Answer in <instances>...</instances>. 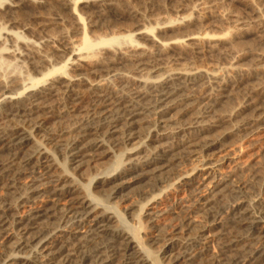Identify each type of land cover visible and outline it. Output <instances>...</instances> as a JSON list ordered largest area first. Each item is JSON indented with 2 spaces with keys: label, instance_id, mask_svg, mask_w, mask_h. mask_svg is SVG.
<instances>
[{
  "label": "bare ground",
  "instance_id": "obj_1",
  "mask_svg": "<svg viewBox=\"0 0 264 264\" xmlns=\"http://www.w3.org/2000/svg\"><path fill=\"white\" fill-rule=\"evenodd\" d=\"M70 1L45 0L50 9L56 4L66 7ZM72 1L75 11L78 3H87ZM22 6L15 0H0V65L7 63L1 57L4 54L24 63L30 76L21 80L0 69V79H6L0 81V264H42V259H48V264H264V166L250 171L244 180L239 172L216 179L206 196L193 190L191 202L170 225H158L155 219L147 225L142 219L148 215V203H157L155 199L161 200L162 193L176 183L190 185L193 179L187 181L182 174L195 173L198 178L202 173L204 177L211 165L208 153L222 145L226 136L235 133L243 140L263 129L264 53L249 51L233 58L254 56L253 65L245 71L229 64L222 68V76L197 71L199 68L183 73L171 66L187 53L184 49L202 48L210 60H217L215 43L232 31L221 35L196 32L162 40V32L184 25L183 16L157 23L155 28H142L135 22L134 28L139 29L126 35L114 30L93 36L91 29L102 26L103 19L97 15L84 23L82 10L79 38L73 26L59 37L45 34L47 26H62L60 17L37 28L8 31L15 24L11 13L22 15ZM253 23L263 34L264 20ZM26 31L39 38L21 42V52L12 49L15 44L7 47L10 38L19 41L18 33ZM133 35L153 44L148 46ZM116 37L125 41L113 45ZM93 46L102 47L96 53H85ZM124 63L130 68L129 75L116 72V66ZM165 63L170 66L163 67ZM145 70L147 79L159 80L137 78ZM160 70L163 72L150 76ZM27 81L30 86L25 85ZM230 92L242 94L240 108L230 115L216 114V106ZM174 110L180 117L188 116L187 121L174 123ZM236 118L239 120L234 121ZM224 123L231 124L230 129L212 134ZM38 134V146L27 148L30 138ZM118 147L122 151L114 155L112 165L96 167L108 155L107 150ZM196 155L201 159L199 165L189 170L181 166L177 176L169 174L173 168L193 162ZM85 167L91 171L87 184L73 172ZM141 183L145 186L130 196L135 204L133 214L118 203L114 212H107L104 204L112 197L130 201L124 191ZM251 197L258 200L257 215L245 208ZM223 199L229 204H223ZM161 213L151 215L159 219L167 212ZM131 214V235L119 226H109L113 215L121 221ZM219 226L224 233L218 240L217 255L200 258L198 250ZM30 251L32 259L7 258L11 253Z\"/></svg>",
  "mask_w": 264,
  "mask_h": 264
},
{
  "label": "rangeland",
  "instance_id": "obj_2",
  "mask_svg": "<svg viewBox=\"0 0 264 264\" xmlns=\"http://www.w3.org/2000/svg\"><path fill=\"white\" fill-rule=\"evenodd\" d=\"M15 1L18 2L19 4L20 3L23 4L22 10L25 12V13L23 12L22 15L19 14V16L16 13H11L10 15L11 18H13L12 20L15 21V24L11 25L7 30L15 33L20 32V30H22L25 26L28 27L30 26L31 28L33 27L37 28L43 23L48 24L52 19L60 17L62 18V26L60 25L47 26L48 32L47 33L45 32V34L49 35L50 37H59L61 33L66 32L67 30L68 31L71 30V27L73 26L72 28L78 29V33L75 36L76 38H79V33H81L80 30L82 29V24H79L80 13H82L80 16L84 19V23L87 22L88 19L94 21L93 17L97 15H101L103 20H101L99 24H103V25L102 26L99 25L91 29V32H93L92 33L93 36H104L105 33L107 32L112 33L114 30L118 31L120 34L126 35L127 31L135 29L134 28L135 22H138L142 26V28L145 27L155 28L156 27L155 25L157 23L176 21L184 17L189 22L184 20L183 22L184 25L182 27L172 30H166L162 32L160 34L161 35L160 38L162 40L167 41L171 39H179V38L181 39L187 35L195 34L196 32L200 34L211 33L210 35H212L216 33L215 35H221L226 30L232 31L231 33L232 35L230 34L226 37H222V40L220 42L215 43L217 46L215 47V49L219 50L217 57H220L217 60L215 59L216 61L215 60L213 61V59L210 60L208 58V53H204V49L202 48L195 49L193 47V49H191L192 47H190L189 49L187 48L188 49L187 51L186 49H184L185 51L182 52H187V53H183V55L181 56L183 58H180L176 65L171 66L172 68H176L177 70H180V72L183 73L184 71L186 73L190 71L196 72L192 68H199L196 70L197 71L201 70L200 72L213 71L214 73L216 74L218 73L219 75L221 74L220 76H222L223 74L222 68L229 67V64H234L239 70L242 69L245 71V70H249L253 65L254 56L253 57L249 56L241 60H236L233 58L238 56L240 53L249 52V51L255 52L258 50V52L261 51L264 53V40H263L264 33L262 34L259 30H257L254 27V23H253L254 21L255 22L258 21V19L264 20V0H94V1L85 0L87 3L84 4L78 3L76 5L78 11L74 10V1L72 0L70 1V3H68L66 7H61L60 4H56V8H51V9L50 6L47 5L45 0H20V1L15 0ZM14 11L15 10H12V12ZM79 11L81 12L79 13ZM93 12L96 14H94ZM92 13L94 15H91ZM133 17H135V20L133 19ZM137 29L139 28H136L135 30ZM18 34L19 36L22 37V39L19 40L20 42L19 41L15 42V39L10 38L9 39L10 42H7L6 45L7 47H9V45H12L13 47V45L15 44L12 49H16L19 52L23 51V49H21V42L22 43L28 41L33 42L37 40V38H39L37 33L34 32L32 33L31 31L24 32V35L20 33ZM133 36H135V38L137 37V39L139 38L138 35H133ZM3 37L4 36L2 34L1 38ZM13 37L16 38L15 36ZM110 38L111 36L107 37L106 39H110ZM118 39L115 40V42L111 41V43H113V45L114 44L116 45L118 41L119 42H121V40L122 42L125 41L121 39V37H119ZM139 39L141 42H144L148 46L153 44L151 41H149V39L146 40L142 38ZM184 39L186 40L188 38H184ZM94 42L92 44H95ZM93 47L92 49L89 48V50L86 51L84 50L85 53L87 52L96 53L99 51V49H101L102 46L100 47L93 46ZM24 53L25 52H23V54ZM74 53L77 54L76 52ZM220 53H222L223 55L221 54L219 56ZM2 56L3 58L7 59L6 60L7 63L3 62V64L0 65L1 71L6 70L5 72L8 73L10 77L11 76L17 77L18 79L21 80L30 77L29 74L27 73V70L25 68L26 66L24 63L13 61L11 58H7V56L4 54L1 55V57ZM168 66L170 65L165 63L163 67L166 68ZM129 71L130 68L126 66V63H124L122 66L121 65L116 66V72L129 75ZM162 72L163 71L160 70L159 72L151 73L150 76L155 77L157 74ZM146 73L147 70L137 75V78L140 77V80L144 79L143 81H145L147 79ZM147 80L152 82L153 81L157 82L159 79L148 78ZM0 81L6 82V79L1 77ZM30 83H31L30 81H27V83L25 82V85L30 86L31 85ZM256 83L257 81L255 82L253 81V83L251 84L256 85ZM258 84H260L259 81ZM225 96L226 98L222 99L221 103L218 106H216L215 108L216 114L230 115L231 113L238 111L237 108H240V103L243 101L242 94L230 92L229 95L227 93L225 94ZM84 102H81V105H83ZM178 110L179 109H177V111ZM177 111L176 110L172 111V117L174 120L173 122L176 123L178 119H181V121L186 122L188 116L184 118L180 117ZM237 120H239V118H236L234 121ZM230 126L231 124L229 123L221 124L220 127L215 129L212 134L217 135L226 132L228 129H230L229 128ZM28 129L31 130L30 127ZM260 130H258L256 134L252 136H248L243 140L238 135H235V133L226 136L224 141H222V145H218L217 148H215L210 153H208L207 159H209L208 163L211 165H209L210 169L207 170V172L204 174V177L201 176L202 173H198V178H196L197 175H195V173H193L190 176L182 174V176H184V178H186L187 181H189V179L191 178L193 179L192 182H189L190 185L192 186L190 185L183 186L181 184L179 185L176 183L173 188L169 189L170 191H167L165 194L162 193L161 197L163 198L161 200L158 198L155 199L157 203H153V202L148 203L145 211L146 214L148 215L150 214V215L149 216L144 215L142 216V219L145 220V222L148 221L147 225H150L151 222H154V219L157 221L156 224L158 225L161 226L170 225L176 222V219L179 218V215L181 214L180 212L184 210L183 206L189 204L193 190L201 191L202 192L201 195L206 196L211 190L212 184L213 182L216 181V179L219 180L220 178H225L230 174H235L239 172L238 174H241L240 176L244 180L247 178V176H249L248 174L250 173V171L259 170L262 166H264V125H263V129ZM40 135L41 134H38L35 136V138H30V140L28 139L29 141L27 148L38 146L36 140L37 139L40 140ZM121 151H122L121 147L114 148V150L112 149L111 151L107 150L106 152H108V155L103 159H101L98 162V164L100 165L99 166L97 165L96 167L101 169V167L104 168V167H108L109 165H112L115 162L114 155L119 154ZM192 159L193 162H186L187 165L185 166L183 165H180V167L177 166V168L176 167L173 168V170H171V173L169 174L173 175L176 173L177 176L179 174V170L182 169V167L185 170H189L192 169V167H194L195 165H199L198 160H201L199 155L194 156ZM57 161L59 162L58 159ZM67 167L73 168L74 166L68 165ZM60 168H62L61 165ZM73 172L76 174V176H78V178L82 181V183L87 184L86 180L88 174L91 173V171L87 170L85 167V168H81V170L78 168L76 171L74 170ZM144 183H141L140 185L139 184L132 185L126 191H124L123 193L124 197H126V199L129 197L130 201L127 200L125 202H121V199H119L118 197L115 198L112 197V199L109 200V204L107 205L104 204V206H106L108 209L107 212L109 213L114 212L112 208H114L115 204L118 203V205L121 208L123 207L126 209H130L128 214L130 212L133 214V212H135L134 211L135 208L132 207V205L135 204L134 202L132 203V199L130 196L133 192H135V189L137 190L138 188L145 186ZM84 188L85 187H83V189ZM88 198H90V196ZM90 200H94V199L91 197ZM225 200L226 202H223ZM247 201L245 208L247 210L251 209L250 211L252 212L254 211L253 213L255 212L258 213V211H255L256 210L255 203L258 200L251 197L250 201L248 202ZM221 202H223V204L225 205L229 204L227 199H223ZM102 206L100 205V207ZM164 210L167 213L161 215V217L159 218L161 222L158 218H156L155 215H151L153 213H156V215L157 214L160 215L162 214L161 212H163ZM132 214L130 215V217L127 216L128 217L127 219L125 216V218L122 219L123 221L121 220L122 222L118 217L117 219L115 218V215H113L114 218L109 226L111 227L119 226L120 229H123L126 233L131 235L133 232V227H132L133 220L131 219L133 217ZM255 221L257 222L258 220L255 219ZM258 222H260V220ZM220 228H221L220 226L214 228L213 233L209 235L210 237L208 236L207 240L204 241L203 243L204 245L201 247L198 246L200 247V249L198 250L199 253H197V255H199L200 258L208 259L217 255L219 249L218 240L222 237V234L224 233V231L221 230L222 228L221 229ZM100 232L101 230H99L98 234L101 236ZM82 236L83 234H80L81 238ZM205 242H207L206 245ZM152 248L156 250L157 245L153 246ZM31 251L33 252V250ZM31 251L26 253L24 252L11 253L7 255V258L30 259L32 256ZM144 255H146L148 259L152 258L151 254L148 255V253H145ZM187 259L190 260L192 258L189 257ZM47 261L48 259H42L41 263L48 264L49 262Z\"/></svg>",
  "mask_w": 264,
  "mask_h": 264
}]
</instances>
